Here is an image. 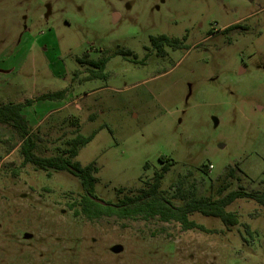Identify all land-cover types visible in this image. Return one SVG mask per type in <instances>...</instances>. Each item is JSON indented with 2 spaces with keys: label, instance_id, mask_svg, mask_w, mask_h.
I'll return each mask as SVG.
<instances>
[{
  "label": "rangeland",
  "instance_id": "obj_1",
  "mask_svg": "<svg viewBox=\"0 0 264 264\" xmlns=\"http://www.w3.org/2000/svg\"><path fill=\"white\" fill-rule=\"evenodd\" d=\"M162 34L178 48L160 55L152 37ZM86 53L108 58L109 77L88 79ZM28 100L22 113L45 156L97 131L73 162H96L104 202L145 188L163 155L175 164L161 189L177 205L181 194L217 198L228 182L224 194L263 192L264 0H0V104ZM19 148L0 140V264H264V207L253 199L227 207L240 217L233 227L191 216L215 232L91 221L69 208L84 193L79 177L23 164Z\"/></svg>",
  "mask_w": 264,
  "mask_h": 264
},
{
  "label": "trees",
  "instance_id": "obj_2",
  "mask_svg": "<svg viewBox=\"0 0 264 264\" xmlns=\"http://www.w3.org/2000/svg\"><path fill=\"white\" fill-rule=\"evenodd\" d=\"M236 27L237 25H233L230 28ZM152 43L158 49V53L164 55L166 54L165 46L176 49L180 44V39L162 34L152 37ZM79 61L90 66L88 79L109 77V73L104 72L108 61L107 57L91 59L89 54L86 53L79 58ZM65 95L66 90H63L44 94L40 98L63 99ZM32 102V100H28L20 103L0 104V140L7 145L9 150H13L20 145L19 152L23 158V164L30 163L37 169L46 171L65 170L79 177L84 193L79 199L69 203V208L75 216H83L91 221L103 217H116L120 220H150L157 218L164 222H177L184 230L199 229L204 232H215L191 219V216L194 213H201L205 216L218 217L227 227H233L240 223V217L237 212L228 211L227 207L238 198L253 199L264 207V191L248 192L241 187L224 194L231 186L230 182L220 189L221 195L217 198L188 193L181 194V200L183 201L181 205L175 204L161 189L166 173L175 164V161L165 155L161 156V160L165 164L155 172L152 181L145 188L135 195L125 196L117 203L100 204L92 199L97 182L96 174L99 171L96 162L86 166L81 165L79 162H73V158L78 156L79 150L93 140L97 131L90 135L77 133L66 141V149H63L57 155L45 156L39 151L37 135L22 113L23 108L32 104ZM234 177L235 168L230 167L226 179L229 180ZM244 226L246 232L252 235L250 225L244 224Z\"/></svg>",
  "mask_w": 264,
  "mask_h": 264
},
{
  "label": "water",
  "instance_id": "obj_3",
  "mask_svg": "<svg viewBox=\"0 0 264 264\" xmlns=\"http://www.w3.org/2000/svg\"><path fill=\"white\" fill-rule=\"evenodd\" d=\"M92 199L95 200L96 202L100 203V204H103V205H107L108 204L107 202H104V201H102V200H100V199H98V198H96L94 196H92Z\"/></svg>",
  "mask_w": 264,
  "mask_h": 264
}]
</instances>
